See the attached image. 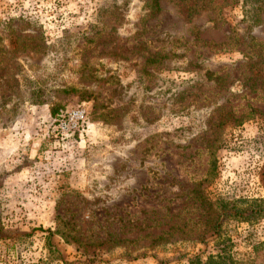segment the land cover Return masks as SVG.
<instances>
[{"label": "rangeland", "instance_id": "rangeland-1", "mask_svg": "<svg viewBox=\"0 0 264 264\" xmlns=\"http://www.w3.org/2000/svg\"><path fill=\"white\" fill-rule=\"evenodd\" d=\"M154 2L0 0V264L207 261L264 200V0ZM220 232L264 264V217Z\"/></svg>", "mask_w": 264, "mask_h": 264}, {"label": "trees", "instance_id": "trees-1", "mask_svg": "<svg viewBox=\"0 0 264 264\" xmlns=\"http://www.w3.org/2000/svg\"><path fill=\"white\" fill-rule=\"evenodd\" d=\"M154 5L156 8H158L159 0H155ZM65 113V112H64ZM63 113V114H64ZM63 114H59L57 117V120H60L63 116ZM52 115H57L56 110L53 109ZM220 210L221 213L219 215V218L217 219L214 229L216 230L215 234L217 235V238L220 242H223L225 245L228 244V247L230 248L229 251L225 249L219 250L217 255L215 256H209L207 261H203V258L200 255H197L189 260L190 264H241L236 261V259L230 255L233 252L234 245L231 243L230 238H224L221 234L222 227L226 224H228L230 221L233 220H240L243 219H250L252 217L262 216L264 217V200L259 201L255 204H252L249 208V210H241L239 207L229 204L228 202H221L220 203ZM12 232L6 230L4 226L2 225L0 221V240L1 241H11L16 240V238L11 235ZM55 233L49 232V235H54ZM250 245L253 246V254L255 256L254 260L259 258L263 251H264V242L260 243H251ZM231 251V252H230ZM262 252V253H261Z\"/></svg>", "mask_w": 264, "mask_h": 264}, {"label": "built area", "instance_id": "built-area-1", "mask_svg": "<svg viewBox=\"0 0 264 264\" xmlns=\"http://www.w3.org/2000/svg\"><path fill=\"white\" fill-rule=\"evenodd\" d=\"M89 113L85 108H74L66 111L57 121V131L63 137L73 136L77 133H88Z\"/></svg>", "mask_w": 264, "mask_h": 264}]
</instances>
